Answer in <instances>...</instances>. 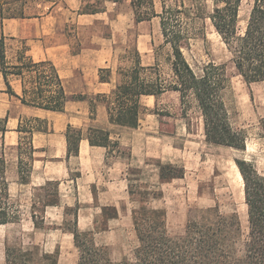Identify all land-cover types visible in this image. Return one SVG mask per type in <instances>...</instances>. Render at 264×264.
I'll return each instance as SVG.
<instances>
[{
	"label": "trees",
	"instance_id": "1",
	"mask_svg": "<svg viewBox=\"0 0 264 264\" xmlns=\"http://www.w3.org/2000/svg\"><path fill=\"white\" fill-rule=\"evenodd\" d=\"M250 9L239 26L238 14L242 0H213V8L207 16L215 33L218 35L228 56L229 63L246 84L264 82V0H249ZM116 2V1H114ZM160 11L156 12L154 0H130L135 23L159 20L163 44L169 48L170 78L164 79L153 66L141 65L139 53L134 51L137 61L133 68L120 75L119 82L107 97H96L106 104L110 123L135 129L140 123V114L144 110L140 100L142 97H154L157 100L166 92L178 94L180 104L186 99L192 100L202 119L203 135L207 143L219 145L239 151L246 147L245 133L235 127L223 100V93L228 86L229 77L225 64L209 61L194 70L183 56L182 49L189 46L190 36L198 30L194 23L202 18L199 0H160ZM0 17L17 18L9 15L4 17L0 9ZM22 18V17H19ZM1 49L4 48L2 39ZM4 58L3 51L0 60ZM48 65L49 76L42 75L39 70ZM13 68H26L35 73L38 79L47 85L55 86V95L47 101H31L32 106L51 111H61L64 103L69 100L65 96L61 82L53 67L45 62L31 63ZM4 78L6 73L1 70ZM16 75H20L18 70ZM100 80H107L100 76ZM7 93L12 95L9 85ZM82 97H71L78 100ZM22 103H26L21 98ZM1 123V122H0ZM5 128H0V139ZM24 133L25 131L19 130ZM31 135V130L26 131ZM71 132V131H70ZM68 140L69 150L77 153L80 134L72 131ZM88 136L92 146L113 147L108 142V133L93 131ZM74 134L76 137H73ZM29 136L18 143V150L23 148L26 156L31 158L32 146ZM68 150V151H69ZM18 169L21 172V161ZM235 165L243 185V200L247 214V233L238 248L239 221L236 214L225 216L218 208L190 211L181 236H171L166 226V215L162 209L150 208L142 199L136 201L137 208L130 212L135 244L129 258L119 261L111 259L108 249L98 245L95 234L105 231V224L118 217L116 209L102 208L100 216L105 221L98 227L96 220L89 231L77 228V215L73 213V227L66 230L72 236V244L77 252L75 264H264V174H259L254 167L243 161L236 160ZM27 168H29L27 166ZM159 182L167 183L183 176L182 169L171 165L158 167ZM23 171V170H22ZM28 170H24L27 172ZM8 160L4 144L0 143V226L18 224L21 219L18 208L13 204L9 192L7 178ZM23 175H20V180ZM131 197V191H128ZM146 198L148 191L140 193ZM50 199L46 205H54ZM111 210V213L106 211ZM31 221L38 228L34 215ZM3 264H34L38 248H25L22 245H10L4 239ZM59 251L39 253L40 264H57Z\"/></svg>",
	"mask_w": 264,
	"mask_h": 264
},
{
	"label": "rangeland",
	"instance_id": "2",
	"mask_svg": "<svg viewBox=\"0 0 264 264\" xmlns=\"http://www.w3.org/2000/svg\"><path fill=\"white\" fill-rule=\"evenodd\" d=\"M62 1L0 0V9L4 17L12 15L17 18H32L45 13L48 6ZM159 1L154 0L156 12L160 11ZM199 2L202 18L193 25L198 31L195 36H190L189 46L182 49V53L194 70L209 61L226 65L229 83L223 93V100L231 123L245 133L246 147L239 151L207 143L200 113L190 99L180 104L177 93L166 92L152 106L151 99L143 98L141 104L144 110L140 114L139 126L142 147L147 152L146 166L140 169L131 166L126 170L128 186L123 195L125 204L121 206L126 213H118L116 219L105 224V231L95 234L97 244L105 246L111 259L115 261L131 255L135 236L130 212L137 208L136 201L140 199L146 201L150 208L164 210L167 230L171 236H181L184 233L190 211L215 206L225 216L237 215L240 227L238 248H241V242L247 233L243 185L235 161L243 160L251 164L257 173L264 174V82L246 84L236 74L223 44L207 18L212 11L213 0ZM249 9L250 1L242 0L238 14L240 27L244 25ZM83 10L97 12L96 25L92 29L95 34L112 37V45L116 46L119 55V79L121 74L134 67L137 61L135 49L142 66L149 67L157 63L160 76L170 78L169 48L163 44L157 18L137 26L130 0H94L87 2ZM72 30L71 28L68 34L76 36V32ZM72 41L75 47L76 42L74 39ZM39 72L49 76L51 69L46 65ZM162 165L182 169V178L167 183L159 182L158 167ZM22 170L26 168L23 166ZM21 177L25 180L24 175ZM7 178L11 200L18 208L21 219L18 224L0 226V264H3L5 237L10 245L37 247L34 264H40L39 253L51 254L56 249L59 251L57 264H75L77 252L71 236L66 232L73 227V213H40V206L30 207L27 189L20 188L19 191L17 188L16 173L10 171ZM145 190L149 195L142 198L140 193ZM128 191H131V197ZM31 210L37 213H29ZM31 214L34 215L38 228L34 227ZM78 214L81 215L82 231L92 230L94 220L98 227H103L105 223L100 213Z\"/></svg>",
	"mask_w": 264,
	"mask_h": 264
},
{
	"label": "crops",
	"instance_id": "3",
	"mask_svg": "<svg viewBox=\"0 0 264 264\" xmlns=\"http://www.w3.org/2000/svg\"><path fill=\"white\" fill-rule=\"evenodd\" d=\"M92 1L63 0L32 18L0 17L4 46V58L0 60V122L5 128L0 143L8 160L7 176L10 171L16 173L17 188L27 189L30 207L40 206V213H76L80 231L78 213H102V208L108 207L126 213L121 208L128 186L126 170L146 166L147 154L140 126L132 129L110 123L106 104L96 99L107 97L119 82V55L112 37L92 30L97 12L83 10ZM71 28L76 36L68 34ZM25 62H45L53 67L69 99L61 111L29 104L47 101L56 89L38 79L35 71L13 68ZM2 69L7 71L6 78ZM18 70L20 75L15 74ZM100 76L107 80H100ZM6 83L12 95L7 93ZM78 96L82 98L70 99ZM143 98L155 105L154 97H142L140 102ZM20 129L25 132H18ZM27 130L32 131L30 136ZM72 131L80 134L77 153L68 147ZM93 131L108 133V142L114 146L90 145L88 136L96 137ZM28 136L33 150L30 159L23 148L18 150L19 141ZM23 166L27 172L22 171ZM20 175L25 181L19 180ZM50 199L56 203L46 205Z\"/></svg>",
	"mask_w": 264,
	"mask_h": 264
}]
</instances>
